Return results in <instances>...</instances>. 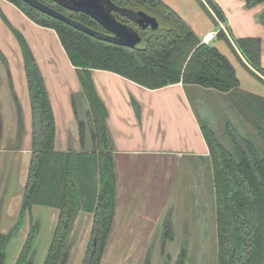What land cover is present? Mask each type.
<instances>
[{
  "label": "trees",
  "instance_id": "obj_1",
  "mask_svg": "<svg viewBox=\"0 0 264 264\" xmlns=\"http://www.w3.org/2000/svg\"><path fill=\"white\" fill-rule=\"evenodd\" d=\"M9 1L22 7L29 18L58 34L68 58L78 70L89 103L90 126L86 127L85 120L79 119L81 140L84 141L88 130L95 140L92 150L56 149V120L49 94L34 53L21 37L32 108V144L19 221L35 205L59 210L45 264H58L62 260L80 211L93 214L90 243L82 264H100L114 224L115 149L109 138L108 112L91 76L93 69L119 73L151 89L179 82L215 89L231 95L228 102L235 108V114L236 104L241 111L249 109L246 116L236 118L257 129L260 143L234 123V117L225 121V140L229 139V145L222 142L208 120L200 118V124L210 146L214 170L218 264H264V97L240 88L236 70L227 56L215 45L202 42L191 25L162 0H112L123 8L144 10L160 21L158 29L143 31L141 44L132 48L115 42L110 32L90 16H73L79 24L73 25L42 13L23 0ZM259 3L264 0H247L248 7ZM202 5L209 12L211 7L216 16L224 19L214 0H202ZM134 17L132 27H137ZM219 36L237 47L248 67L264 81L261 39L233 38V41L223 29ZM35 233L33 226L20 261ZM7 238V234L0 233V264L5 261ZM186 257L182 253L176 264H187Z\"/></svg>",
  "mask_w": 264,
  "mask_h": 264
},
{
  "label": "rangeland",
  "instance_id": "obj_2",
  "mask_svg": "<svg viewBox=\"0 0 264 264\" xmlns=\"http://www.w3.org/2000/svg\"><path fill=\"white\" fill-rule=\"evenodd\" d=\"M22 9L0 0V118L4 117V84L18 113L24 111L25 99L28 98L29 102V96L20 85L22 71L16 67L17 62L24 61L21 37L30 48L43 49L47 56L53 57L51 59L62 60L63 46L57 33L29 18ZM82 97L84 95H76L77 115L80 120H85L87 127L90 120L84 107L85 98ZM205 98L209 100V97ZM190 99L200 118L209 121L226 145H229V139L225 140L224 129L229 117H234L233 122L249 137L261 142L254 126L245 120L242 124L236 118L246 116L249 109L241 111L239 104H236L235 114V108L229 102L226 101L222 110L221 102L214 99L208 101L213 111L207 114L202 110L204 107L199 99L191 94ZM227 106L233 113L221 117L226 114ZM18 124L20 129L24 123ZM1 143L4 146L8 141L1 138ZM87 149L92 150L91 145ZM10 152L4 150L2 155L10 156L17 166L14 167L11 162L0 166V233L8 235L4 264L18 263L33 226L36 227L35 238L27 249V261L23 264H44L59 210L35 205L19 221L31 153ZM145 157L133 162L132 155L114 159L117 184L115 223L100 264H176L183 252L187 255V264H218L217 207L211 159L199 160L192 156ZM168 223L173 236L169 239L166 236L168 229L165 230ZM92 224L93 215L80 211L60 264H82L90 243Z\"/></svg>",
  "mask_w": 264,
  "mask_h": 264
},
{
  "label": "crops",
  "instance_id": "obj_3",
  "mask_svg": "<svg viewBox=\"0 0 264 264\" xmlns=\"http://www.w3.org/2000/svg\"><path fill=\"white\" fill-rule=\"evenodd\" d=\"M1 1L14 6L9 0ZM162 1L191 25L202 42L205 34L215 32V37L205 43L215 45L231 61L242 90L264 97V81L248 67V62L238 48L219 36L220 29H223L233 41L235 38H260L261 64L264 69V16L262 14L264 3L248 7L247 0H214L224 15V19H220L211 7H209L210 12L204 8L202 0ZM9 7L7 6L8 10L11 9ZM31 48L43 76L56 120V149L78 151L83 147L89 148L90 145L93 148L95 140L89 130L84 141L81 140L79 118L76 113L78 110L76 95H84L82 99L85 98L86 114L89 111V103L77 68L71 63L63 47H61L63 53L61 61L51 59L53 57L47 56L43 49ZM16 67L22 71L20 85L29 96V102L28 98L25 99L24 111L18 113L7 94V87L3 85L6 91L3 94L5 104L2 115L5 120L3 117L2 138L8 143L4 146L1 143V167L10 162L14 167L17 166L10 156L2 155L4 150L13 153H31L32 108L24 61L17 62ZM91 76L96 92L108 112L107 126L109 138L114 144V159L130 155H132V162L145 156L168 158L192 156L198 157L199 160L211 159L210 146L202 131L200 116L191 104L190 94L200 100V105L204 107L202 110L207 114L213 111V106L208 101L218 99L221 102V109L224 110L230 94L199 85L186 86L182 82L151 89L119 73L105 69H93ZM3 82L5 83V79ZM205 97H209V100L207 101ZM229 108L230 106H227L226 114L219 113V115L225 117L232 114ZM18 123H24L21 134Z\"/></svg>",
  "mask_w": 264,
  "mask_h": 264
},
{
  "label": "water",
  "instance_id": "obj_4",
  "mask_svg": "<svg viewBox=\"0 0 264 264\" xmlns=\"http://www.w3.org/2000/svg\"><path fill=\"white\" fill-rule=\"evenodd\" d=\"M23 1L38 9L42 13L65 21L69 24L79 25L78 22H76L73 18L66 16L62 12L42 2L41 0ZM59 2L71 10L84 12L85 14L90 15V17L99 22L100 25H102L113 34L111 38L115 42L131 48L141 44L142 37L134 27L128 26L126 23L118 20L115 16L111 15L113 5H111V2L109 0H59ZM132 13H134L135 21L140 25L141 28H159L160 21L154 15L144 10H132ZM2 131L3 122L2 118H0V148Z\"/></svg>",
  "mask_w": 264,
  "mask_h": 264
},
{
  "label": "flooded vegetation",
  "instance_id": "obj_5",
  "mask_svg": "<svg viewBox=\"0 0 264 264\" xmlns=\"http://www.w3.org/2000/svg\"><path fill=\"white\" fill-rule=\"evenodd\" d=\"M42 2H44V3H46V4H48V5H50V6H52V7H54L55 9H57L58 11H60V12H62L63 14H65L66 16H69V17H71V18H73V16L75 17V16H90V15H88V14H85L84 12H77V11H74V10H71V9H69L68 7H66V6H64L63 4H61L60 2H59V0H41ZM110 2H111V5H113L112 6V12H111V15L112 16H115L118 20H120V21H122V22H125V20H126V24L128 25V26H130V27H132V16H134V13H132V8H123L122 6H120V5H118V4H116L115 2H113L112 0H109ZM122 16H130V17H128V19H126L125 17H122ZM128 20V21H127ZM137 27H134L138 32H139V34L141 35V37H142V32L143 31H145V30H148V29H143V28H141L140 27V25L137 23ZM107 30V29H106ZM108 31V30H107ZM108 32H110V31H108ZM110 34H111V36H113V34L110 32ZM19 132H20V134L21 133H23V127L22 128H20L19 129ZM21 208H22V206H21ZM93 215V214H92ZM75 223V222H74ZM114 223H115V221H114ZM19 225H21V223L19 224ZM114 225V224H113ZM18 227V226H17ZM92 228H93V224H92V227H91V231H92ZM166 229H168V231L166 230ZM32 230V229H31ZM165 230H166V232H167V234H166V236H169L168 237V239L170 238V237H173L172 236V233L171 232H169L170 231V224L168 223L167 224V226H166V228H165ZM31 233V232H30ZM30 233H29V235H30ZM29 235H28V237H29ZM28 239V238H27ZM185 251V250H184ZM183 253H185V252H183ZM48 254V253H47ZM86 254V253H85ZM21 258H22V254H21ZM21 258H19V260H18V263L17 264H23L25 261H27V258L25 259V257H24V259L23 260H21L20 261V259ZM46 258H47V256H46ZM45 261H46V259H45ZM20 262V263H19ZM63 262V259H62V261H61V263ZM83 262V261H82ZM44 264H45V262H44ZM58 264H60V262L58 263Z\"/></svg>",
  "mask_w": 264,
  "mask_h": 264
},
{
  "label": "built area",
  "instance_id": "obj_6",
  "mask_svg": "<svg viewBox=\"0 0 264 264\" xmlns=\"http://www.w3.org/2000/svg\"><path fill=\"white\" fill-rule=\"evenodd\" d=\"M222 28H225V26H222ZM214 37H215V32H209V33L205 34V36L203 37V42H209Z\"/></svg>",
  "mask_w": 264,
  "mask_h": 264
}]
</instances>
